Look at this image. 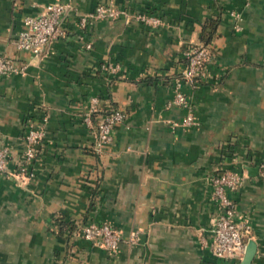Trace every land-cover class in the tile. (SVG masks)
<instances>
[{"label":"crops","instance_id":"obj_1","mask_svg":"<svg viewBox=\"0 0 264 264\" xmlns=\"http://www.w3.org/2000/svg\"><path fill=\"white\" fill-rule=\"evenodd\" d=\"M52 2L72 5L63 35L42 56L17 50L23 16ZM98 3L131 17L80 25ZM209 18L218 25L204 75L195 88L181 86L197 124L183 126L187 109L169 103L183 53L203 44ZM0 56L25 66L0 77V146L11 173L0 174V264H240L210 248V178L223 169L246 175L230 195L256 244L251 264H264V0H0ZM93 98L99 112L125 114L105 144L83 123ZM31 124L44 138L25 177L16 167ZM60 222L72 233L60 235ZM89 222L125 238L138 232L137 242L109 253L78 235Z\"/></svg>","mask_w":264,"mask_h":264},{"label":"built area","instance_id":"obj_2","mask_svg":"<svg viewBox=\"0 0 264 264\" xmlns=\"http://www.w3.org/2000/svg\"><path fill=\"white\" fill-rule=\"evenodd\" d=\"M72 9V5L64 2H52L45 5L41 11L34 15H25L22 18V27L15 36L13 43L15 48L25 51L33 56H42L45 50L55 40L63 35L60 22L63 15ZM234 18V28L240 29L241 17L239 13L231 14ZM131 15L123 9L98 3L93 12L81 16L79 23L84 26L92 20H116L123 18L126 21ZM136 19L149 24L157 25L159 19L146 14H135ZM89 47V46H88ZM211 55L209 45H195L184 51V67L180 77L176 80L174 96L170 105L183 107L187 113L181 120L183 126H194L197 121L192 112V105L186 94L181 91L182 84L195 88L197 81L204 75V69ZM111 72L116 68L108 66ZM25 70L24 65H20L16 60L0 56V77L11 74H20ZM97 113H99L97 115ZM45 119V118H44ZM125 119L122 110L108 107L99 112L98 99L90 101L88 109L83 115V123L95 137V142L105 144L110 142L114 128L121 124ZM44 138L43 126L31 124L24 135V150L20 159L17 161V173L25 177H32L31 163L36 155V146ZM10 152L8 147L0 146V174H11L9 170ZM259 168L264 171V163ZM264 176V172H263ZM246 175L242 170L223 169L216 172L210 178V194L216 204L217 213L213 219L210 229L211 252L214 256L221 259H238L241 261L246 245V234L249 233V226L245 222L237 221L236 208L230 194L237 192L244 184ZM78 235L94 246L104 249L109 253L119 250L122 243L135 244L138 239V232H133L125 238L122 232L113 225L102 222H89L82 226Z\"/></svg>","mask_w":264,"mask_h":264},{"label":"trees","instance_id":"obj_3","mask_svg":"<svg viewBox=\"0 0 264 264\" xmlns=\"http://www.w3.org/2000/svg\"><path fill=\"white\" fill-rule=\"evenodd\" d=\"M217 25H218L217 18L215 19L209 18L205 20L201 31V41L203 42V45L210 44L212 38L216 33ZM65 231H67L68 234L72 233L73 231L72 225L69 223L60 222L58 233L60 235H63Z\"/></svg>","mask_w":264,"mask_h":264},{"label":"water","instance_id":"obj_4","mask_svg":"<svg viewBox=\"0 0 264 264\" xmlns=\"http://www.w3.org/2000/svg\"><path fill=\"white\" fill-rule=\"evenodd\" d=\"M248 174L251 176H255L257 174L258 169L256 167H246ZM256 254V244L252 240L247 242L246 249L244 255L240 261V264H251L254 256Z\"/></svg>","mask_w":264,"mask_h":264}]
</instances>
